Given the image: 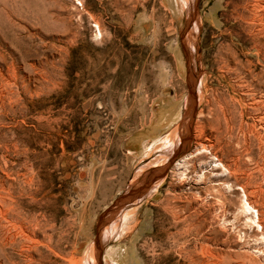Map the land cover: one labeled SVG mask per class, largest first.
<instances>
[{"label":"rangeland","instance_id":"1","mask_svg":"<svg viewBox=\"0 0 264 264\" xmlns=\"http://www.w3.org/2000/svg\"><path fill=\"white\" fill-rule=\"evenodd\" d=\"M196 79L185 155L125 205L186 134ZM127 137L133 180L85 188ZM99 257L264 264V0H0V264Z\"/></svg>","mask_w":264,"mask_h":264},{"label":"crops","instance_id":"2","mask_svg":"<svg viewBox=\"0 0 264 264\" xmlns=\"http://www.w3.org/2000/svg\"><path fill=\"white\" fill-rule=\"evenodd\" d=\"M127 141L128 137L122 141L120 151L113 149L110 144H106V146L95 151V160H90L91 170L84 169L85 178L82 180V185L85 188L117 190L126 187V179H129L128 182L133 180L135 173L130 166L132 161L131 152H125ZM90 154L92 153L90 152ZM92 194L97 195V191L92 192ZM102 195L111 196L110 192L106 191ZM100 204L104 205L106 203L101 202Z\"/></svg>","mask_w":264,"mask_h":264},{"label":"water","instance_id":"3","mask_svg":"<svg viewBox=\"0 0 264 264\" xmlns=\"http://www.w3.org/2000/svg\"><path fill=\"white\" fill-rule=\"evenodd\" d=\"M197 85H198V79H196L193 85L190 84L189 86V89H190L189 109L191 110V112L189 113L187 117L188 122L185 126L186 134L181 136V141L179 145L176 147V149L174 150L173 154L171 155L168 161V165L165 167H155L152 170H150L146 175H144L142 179L138 181L136 186L130 189L129 192L121 198L122 201L125 203V205L130 206V205H133L137 201H141L145 199L151 187L157 184L158 182L162 181L166 177L169 167L172 166L176 162V160L180 159L181 156L185 155L188 149L189 143L191 141L192 128L194 125V120H195L196 112H197V94H196ZM109 212H107L103 217L100 218V221L98 224L99 226L102 223L104 217H106ZM96 247L99 248L98 240L96 241ZM98 264H103L100 257L98 258Z\"/></svg>","mask_w":264,"mask_h":264},{"label":"bare ground","instance_id":"4","mask_svg":"<svg viewBox=\"0 0 264 264\" xmlns=\"http://www.w3.org/2000/svg\"><path fill=\"white\" fill-rule=\"evenodd\" d=\"M96 27H97V29H98V37L97 38H99V36L101 37V32H100V29H99V26H97L96 25ZM179 160V159H178ZM177 161V160H176ZM181 162L182 161H178L177 162V164L176 165H179V164H181ZM245 205H246V209L247 210H249V211H255L256 213H257V217H258V212L256 211V210H254V208L251 206V204H249L248 202H247V199L245 200ZM196 213V215H194V217H193V219H192V223H191V225H188L189 226V230H192V231H195L196 233H199L200 231H201V228H200V223H201V215H200V213L198 212V211H196L195 212ZM180 219V218H179ZM181 219H183V218H181ZM200 225V226H199ZM205 225V224H204ZM96 249V248H95ZM96 251H97V249H96Z\"/></svg>","mask_w":264,"mask_h":264}]
</instances>
